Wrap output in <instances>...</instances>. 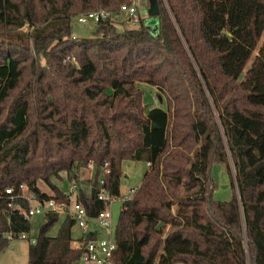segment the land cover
I'll return each mask as SVG.
<instances>
[{
	"label": "trees",
	"instance_id": "16d2710c",
	"mask_svg": "<svg viewBox=\"0 0 264 264\" xmlns=\"http://www.w3.org/2000/svg\"><path fill=\"white\" fill-rule=\"evenodd\" d=\"M128 2L0 0V251L7 233L31 231L27 201L10 205L7 186L62 200L52 177L77 183L92 163L78 199L95 215L104 164L117 197L129 159L150 165L122 202L113 264H264V0H165L154 28L139 19L117 30L113 15ZM98 8L111 15L96 35L73 36V16ZM138 82L166 107L148 109ZM215 162L226 164L228 200L213 198ZM58 218L45 215L26 264L81 257L88 236L73 244L72 220L48 235Z\"/></svg>",
	"mask_w": 264,
	"mask_h": 264
},
{
	"label": "rangeland",
	"instance_id": "374dc122",
	"mask_svg": "<svg viewBox=\"0 0 264 264\" xmlns=\"http://www.w3.org/2000/svg\"><path fill=\"white\" fill-rule=\"evenodd\" d=\"M138 4V12L140 19H142L147 26H153V28L156 26V22L154 21L155 18H152V16L149 15V10L151 8L153 0H136ZM158 9L161 7V3L165 4V0H162V2L156 0ZM101 9V8H98ZM98 9H94L92 11H96ZM105 9V8H104ZM87 11H80L77 12L76 15L73 16L72 19V25H73V36L77 37H91L96 35L95 32V25L93 26H79L75 24V18L79 14L86 13ZM90 12V11H89ZM117 13V14H116ZM113 15L114 22L116 25L117 30H122L123 28H129V27H136L137 23H133L128 20V18L119 12H117ZM22 31L27 30V25L20 28ZM3 34H5L3 32ZM257 53V49L254 51L252 55V59ZM252 59L249 60L247 63L243 75L241 78L245 77L246 71L251 65ZM42 64H44L45 60L44 58L41 60ZM137 86H139L142 89L143 92V103L147 106V108H151L154 106L159 107H166V99L165 96L160 92V90L147 83H137ZM244 135L247 139L251 140L252 137L249 135V133L244 132ZM41 151L39 152V156L41 155ZM230 164V174L235 182V172L234 167L232 164L231 159H229ZM148 169L147 162L145 160L141 161H135V160H124L122 162V177H121V185H120V196H117L116 200L111 204V211L113 213V219L115 223H117L119 212L122 207V196L129 194V190L132 188H137L143 178V175L145 171ZM77 177V187L85 188V191H87L90 185L88 183V179L90 177H93V170L91 167H87L85 169H80L78 172ZM211 178L215 185V188L213 190V198L216 200H228L232 196V189H231V183H230V177L228 175L226 164L221 162H215L212 163L211 166ZM102 177V175L100 176ZM99 177V178H100ZM52 182L56 184L64 193L69 190V187L72 186V181L67 177V173L65 171L61 172V178L52 177ZM38 186L40 190L52 194V190L48 185H46L43 181H38ZM31 221V231L28 233L27 238H21L16 237L9 240V243L7 247L0 251V264H26L28 261V247L29 244L32 242L33 238L37 237V234L40 230V228L45 224V215H36L30 218ZM65 222V215L60 214L58 220L51 226V228L48 230V235L55 236L59 228L63 225ZM168 227L166 228V230ZM72 237L74 238V242L77 238L81 235V230L77 226H73L71 229ZM180 262H177L175 264H178Z\"/></svg>",
	"mask_w": 264,
	"mask_h": 264
},
{
	"label": "built area",
	"instance_id": "2783aa9c",
	"mask_svg": "<svg viewBox=\"0 0 264 264\" xmlns=\"http://www.w3.org/2000/svg\"><path fill=\"white\" fill-rule=\"evenodd\" d=\"M119 13L124 14L129 21L136 23L140 16L138 12V4L136 0H129L128 3L121 4ZM111 15L106 9H98L83 14H79L75 18V24L79 26H93L102 18ZM108 164L105 163L102 169V176L109 172ZM149 166L150 163L147 162ZM92 169V163L89 164ZM72 186L64 193L62 200H56L54 197L40 199L34 189H30L26 184L19 186L16 193L14 186H7L5 193L10 197V205L18 197H22L27 201V206L22 210L25 217L31 218L36 215L55 213L65 215L73 221L74 225L81 230L80 238L88 239L83 245L81 257L73 264H113V255L117 247L115 238V221L111 211V204L116 200V196L111 195L105 187L104 178L101 177L97 190L94 188V194L97 198L105 203V207L98 211L97 214L91 215L84 203L78 199L79 187L76 182H72ZM136 188L129 190V194L122 196V202L131 198ZM26 232L20 233L17 237L27 238ZM6 237L10 240L15 238L12 233H7ZM35 239H32L34 242Z\"/></svg>",
	"mask_w": 264,
	"mask_h": 264
},
{
	"label": "water",
	"instance_id": "95a60500",
	"mask_svg": "<svg viewBox=\"0 0 264 264\" xmlns=\"http://www.w3.org/2000/svg\"><path fill=\"white\" fill-rule=\"evenodd\" d=\"M158 14V7H157V3L156 0H153L151 8L149 10V15L150 16H155ZM92 194H94V188L92 189Z\"/></svg>",
	"mask_w": 264,
	"mask_h": 264
},
{
	"label": "crops",
	"instance_id": "0c3cea01",
	"mask_svg": "<svg viewBox=\"0 0 264 264\" xmlns=\"http://www.w3.org/2000/svg\"><path fill=\"white\" fill-rule=\"evenodd\" d=\"M89 178H91V173H90V177ZM88 188H90V185L88 186ZM83 189H85V188H83ZM78 239V238H77ZM76 239V240H77ZM75 240V242L73 241V244H77V241ZM178 264H183V263H178Z\"/></svg>",
	"mask_w": 264,
	"mask_h": 264
}]
</instances>
